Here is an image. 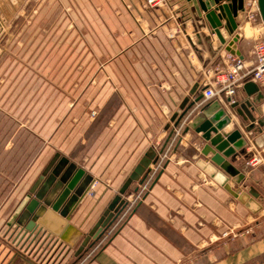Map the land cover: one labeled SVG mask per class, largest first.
Here are the masks:
<instances>
[{"label":"crops","instance_id":"0c3cea01","mask_svg":"<svg viewBox=\"0 0 264 264\" xmlns=\"http://www.w3.org/2000/svg\"><path fill=\"white\" fill-rule=\"evenodd\" d=\"M32 1L43 0H0V43ZM103 2L115 7L103 9L104 48L113 42L117 51L104 66L102 111L80 120L73 108L69 128L57 129L54 149L10 205V217L0 218V264H264V88L248 80L253 89L244 82L233 103L201 98L178 121L214 68L227 65V54L253 61L263 28L243 29L241 11L231 34L219 28L221 41L186 0ZM217 102L212 113L222 108L230 119L223 131L238 129L245 140L231 161L237 174L215 165L237 196L199 167V160L212 163V154L202 152L200 133L187 129ZM68 163L83 170L80 196L58 211L42 204L32 223L20 219L52 171Z\"/></svg>","mask_w":264,"mask_h":264},{"label":"rangeland","instance_id":"374dc122","mask_svg":"<svg viewBox=\"0 0 264 264\" xmlns=\"http://www.w3.org/2000/svg\"><path fill=\"white\" fill-rule=\"evenodd\" d=\"M113 4L32 1L10 23L0 43V218L10 217V205L54 149L57 129L69 128L73 108L80 120L101 113L104 66L118 36L104 48L103 9Z\"/></svg>","mask_w":264,"mask_h":264},{"label":"water","instance_id":"95a60500","mask_svg":"<svg viewBox=\"0 0 264 264\" xmlns=\"http://www.w3.org/2000/svg\"><path fill=\"white\" fill-rule=\"evenodd\" d=\"M191 3V9L195 12L198 18H204L209 23L210 27L217 37L222 41L223 38L219 32L220 27H225L228 33H232L237 26L236 18L238 12L243 11V0H186ZM257 11L260 20L263 22L264 30V0H256ZM181 10L186 11L184 3H179ZM224 21V24H222ZM246 89H253L254 84L247 81L244 85ZM202 98L200 93L179 115L178 121L187 116L189 110ZM219 107L218 102L214 105H208L201 110L200 113L193 116L187 125L194 129L196 133H200L201 138L206 142L203 153H211L212 157L210 162L199 160V167L210 177L214 178L218 183L230 192L232 195L237 196L228 183L225 182L226 178L217 173V167L225 171L229 175L237 174V171L231 164L236 156V150L242 153L245 140L238 129L231 131H223V127L230 121L229 117L225 115V111L219 108L216 113H212L214 108ZM214 163V164H213ZM217 167H216V166ZM59 170V171H58ZM83 175V170L76 168L75 165L68 163L64 170L57 168L52 171L43 187L31 197L23 209L20 219L29 218L32 223L36 210L42 205L50 206L52 210L58 211L63 203H69L78 198L81 191L77 188V183ZM47 190V191H46ZM50 192V193H49ZM49 193V195H48ZM48 195V196H47ZM240 199L243 195L239 196ZM102 227H98L93 237L96 238L102 234Z\"/></svg>","mask_w":264,"mask_h":264},{"label":"built area","instance_id":"2783aa9c","mask_svg":"<svg viewBox=\"0 0 264 264\" xmlns=\"http://www.w3.org/2000/svg\"><path fill=\"white\" fill-rule=\"evenodd\" d=\"M157 0H148V3H156ZM243 20L253 26L259 25L263 28V22L260 20L257 11L256 0H243ZM253 61L246 62L244 59L227 54L225 67H215L211 79L205 83L202 90V100L226 99L233 103V96L237 88L244 82L251 80L264 88V33L253 43ZM251 162H256L255 158ZM161 164L156 163L150 171V178L142 184V189H146L154 174L160 168ZM142 190V191H143ZM141 198L138 193L134 200Z\"/></svg>","mask_w":264,"mask_h":264},{"label":"bare ground","instance_id":"6f19581e","mask_svg":"<svg viewBox=\"0 0 264 264\" xmlns=\"http://www.w3.org/2000/svg\"><path fill=\"white\" fill-rule=\"evenodd\" d=\"M246 26H247V25H246ZM246 26H244V27H246ZM244 27H243V28H244Z\"/></svg>","mask_w":264,"mask_h":264}]
</instances>
